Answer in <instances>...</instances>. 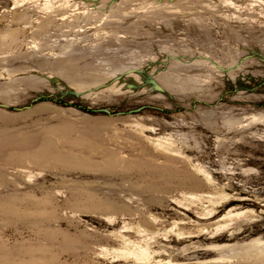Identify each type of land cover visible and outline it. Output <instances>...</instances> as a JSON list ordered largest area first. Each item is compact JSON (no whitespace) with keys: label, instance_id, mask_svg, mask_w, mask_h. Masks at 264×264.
I'll use <instances>...</instances> for the list:
<instances>
[{"label":"rangeland","instance_id":"1","mask_svg":"<svg viewBox=\"0 0 264 264\" xmlns=\"http://www.w3.org/2000/svg\"><path fill=\"white\" fill-rule=\"evenodd\" d=\"M0 264H264V0H0Z\"/></svg>","mask_w":264,"mask_h":264}]
</instances>
